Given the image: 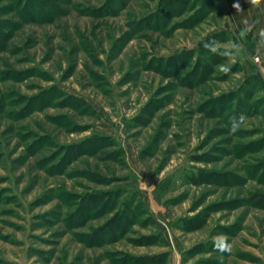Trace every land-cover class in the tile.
<instances>
[{
	"label": "rangeland",
	"instance_id": "obj_1",
	"mask_svg": "<svg viewBox=\"0 0 264 264\" xmlns=\"http://www.w3.org/2000/svg\"><path fill=\"white\" fill-rule=\"evenodd\" d=\"M25 1L0 0V264H264V84L223 0Z\"/></svg>",
	"mask_w": 264,
	"mask_h": 264
},
{
	"label": "crops",
	"instance_id": "obj_2",
	"mask_svg": "<svg viewBox=\"0 0 264 264\" xmlns=\"http://www.w3.org/2000/svg\"><path fill=\"white\" fill-rule=\"evenodd\" d=\"M223 3L232 17L234 28L241 31L247 40L254 42L253 51L249 55L258 54L264 58V10L261 1L257 0V3L252 4L250 0H223ZM234 4H239L240 10ZM245 20L252 25L250 31L245 30ZM256 65L264 78V63Z\"/></svg>",
	"mask_w": 264,
	"mask_h": 264
},
{
	"label": "clouds",
	"instance_id": "obj_3",
	"mask_svg": "<svg viewBox=\"0 0 264 264\" xmlns=\"http://www.w3.org/2000/svg\"><path fill=\"white\" fill-rule=\"evenodd\" d=\"M250 2L252 4H255V3H257V0H250ZM233 6L237 10H240V5L239 4H234ZM244 25H245V30H248V31L251 30L252 25H250L247 20L244 21ZM217 45H218V42L215 41V40H213L211 43H209L208 41H206L203 46L206 49H208L209 51H212V52L215 53V52L218 51ZM233 47H237V46L234 45ZM225 54H227V53H225ZM221 70L224 71V72H227V71H229V68L227 66H222ZM245 119L246 118L243 115H240L239 117L233 116L231 118V121H230V129H229L230 132L233 133V134L236 133L241 128V126L243 125ZM219 250L223 252V251H228L229 248L225 244L223 246H220L219 247Z\"/></svg>",
	"mask_w": 264,
	"mask_h": 264
},
{
	"label": "trees",
	"instance_id": "obj_4",
	"mask_svg": "<svg viewBox=\"0 0 264 264\" xmlns=\"http://www.w3.org/2000/svg\"><path fill=\"white\" fill-rule=\"evenodd\" d=\"M24 1L25 0H19V4L20 5H23V3H24ZM27 1H25V3H26ZM35 3H34V0H30L29 2H28V5L30 6H32V5H34ZM39 8L41 7V6H39V5H37ZM37 7V8H38ZM42 8V7H41ZM41 11H43V8L42 9H40ZM33 19V18H32ZM3 34H4V30H2L1 28H0V36L2 35L3 36ZM246 42V47H247V52L248 53H251L252 51H253V48H254V42H252L251 40H246L245 41ZM253 74V78H254V80L255 81H258V82H260V83H262V84H264V78H263V76H262V74H261V72L259 71V69L258 68H256L255 67V70L252 72ZM257 197H259V196H257ZM263 202H264V198L263 199H261Z\"/></svg>",
	"mask_w": 264,
	"mask_h": 264
},
{
	"label": "built area",
	"instance_id": "obj_5",
	"mask_svg": "<svg viewBox=\"0 0 264 264\" xmlns=\"http://www.w3.org/2000/svg\"><path fill=\"white\" fill-rule=\"evenodd\" d=\"M253 61L255 62V63H257V64H262V63H264V58H262L261 56H259L258 54H255L254 56H253Z\"/></svg>",
	"mask_w": 264,
	"mask_h": 264
}]
</instances>
